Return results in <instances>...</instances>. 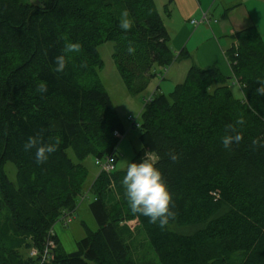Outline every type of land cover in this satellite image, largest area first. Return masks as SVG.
I'll return each instance as SVG.
<instances>
[{"label": "trees", "instance_id": "1", "mask_svg": "<svg viewBox=\"0 0 264 264\" xmlns=\"http://www.w3.org/2000/svg\"><path fill=\"white\" fill-rule=\"evenodd\" d=\"M162 9L168 13L167 4ZM125 10L133 20L128 32L119 26ZM230 38L224 52L231 77L191 64L180 82L153 94L139 112L140 148L130 163L152 154L167 181L176 215L161 228L131 213L121 184L127 169L98 172L86 183L82 164L87 156L113 151L115 164L124 133L98 76L97 46L113 43L111 59L131 94L173 60L154 1L0 0V264H136L139 239L156 264H264V148L251 147L253 138L264 139V96L254 94L257 78H264V43L254 26ZM68 42H79L82 50L69 54L64 72H55L54 58ZM228 79L240 86L239 98ZM40 81L47 92L36 91ZM241 113L243 140L225 149V125ZM38 133L45 143L62 138L43 164L35 149L23 147ZM6 161L14 182L3 170ZM84 193L92 195L88 209L97 228L84 227L66 253L48 230ZM133 220L131 230L125 222ZM48 238L52 247L44 253ZM30 249L36 253L29 255Z\"/></svg>", "mask_w": 264, "mask_h": 264}, {"label": "crops", "instance_id": "2", "mask_svg": "<svg viewBox=\"0 0 264 264\" xmlns=\"http://www.w3.org/2000/svg\"><path fill=\"white\" fill-rule=\"evenodd\" d=\"M153 1L157 11L158 5L161 9L160 16L168 33V44L173 53V60L165 68L162 76V80L165 81L163 86L166 89L180 82L191 64L198 67L213 66L222 75L231 77L224 51L232 43L230 38L232 33L254 26L264 39V0ZM164 4H167V14L162 10ZM202 13L207 16V22L202 21L197 24L190 22L198 20ZM180 51L186 54L180 56ZM161 71V68L155 69L156 74ZM231 80L234 82L233 79ZM160 85L161 83L158 82L156 85L153 84L154 90L148 97L156 93L165 94L160 91ZM53 234L57 238L54 232Z\"/></svg>", "mask_w": 264, "mask_h": 264}, {"label": "rangeland", "instance_id": "3", "mask_svg": "<svg viewBox=\"0 0 264 264\" xmlns=\"http://www.w3.org/2000/svg\"><path fill=\"white\" fill-rule=\"evenodd\" d=\"M26 1L31 3L35 2V0ZM157 8L158 13L162 15L159 5ZM263 40L264 39H262V41ZM112 46L113 43L111 41H105L97 46L98 54L102 60V66L98 69V76L114 107L117 116L124 125V133L116 145L117 160L114 164L115 170H124L127 169V166L130 163V159L133 154L140 148V143L138 140V124L140 121L139 110L143 104V101L152 94L154 90L152 85H156L157 82L161 83L160 91L164 92L165 94L168 93L173 86L167 89L163 86V84H165V81L162 80L161 76H163L164 74L163 71H161L159 75L149 78L146 86L139 93H128L111 59ZM227 84L232 92V95L236 98H239L241 96L239 86L231 79L227 80ZM127 116H131L134 119L136 123L135 126H131L130 121L126 119ZM67 152L69 156L72 157V153L69 149L67 150ZM146 155L154 159V156L152 154L147 153ZM82 164L87 169L86 183H88L93 178V176H95L98 170L93 164L92 156L85 157L82 160ZM3 170L7 178L11 182H14V167L9 161H6L4 163ZM91 200L92 195L88 193L85 195V197L82 198L81 201H77V206L72 212L71 220L66 225H62L60 221H55L53 223L51 228L56 234L59 246L63 252L68 253L75 249V242L82 238L85 234L84 227L90 230H95L97 228V224L88 209V203ZM125 224L131 230H133L136 223L133 220L127 221L125 222ZM139 240H141V246H139L138 252L134 254L135 263L156 264L157 261L155 254L148 246L147 242L144 243L143 239Z\"/></svg>", "mask_w": 264, "mask_h": 264}, {"label": "clouds", "instance_id": "4", "mask_svg": "<svg viewBox=\"0 0 264 264\" xmlns=\"http://www.w3.org/2000/svg\"><path fill=\"white\" fill-rule=\"evenodd\" d=\"M120 28L128 32L133 27V20L129 12L125 10L122 13ZM82 45L79 42H68L64 45L61 54L54 58V71L64 72L70 53H79ZM129 53H134L132 42H129ZM86 62H81V67H86ZM259 87L255 89L254 94L264 96V78H257ZM36 91L45 93L48 91L47 83L40 81L36 86ZM246 124V119L241 113L234 123L225 125V134L221 137L222 145L225 149H231L233 144H239L243 140L242 128ZM62 143L60 136L49 137V142L45 143L42 133L29 136L24 143V150L35 149V158L38 164L47 162L49 155L56 152ZM253 150L264 148V139L257 137L251 140ZM169 159L177 162L179 156L174 151L169 152ZM121 184L125 189L124 195L128 202V207L133 215L147 217L150 223L158 224L161 228L168 226L170 220L175 218V212L172 210L173 197L169 191V186L161 170L155 166V161L145 155L140 162H131L127 166Z\"/></svg>", "mask_w": 264, "mask_h": 264}, {"label": "built area", "instance_id": "5", "mask_svg": "<svg viewBox=\"0 0 264 264\" xmlns=\"http://www.w3.org/2000/svg\"><path fill=\"white\" fill-rule=\"evenodd\" d=\"M207 20H208V18L205 15V13H202L198 20H191L190 22L192 24H197L198 22H202V21L207 22ZM164 70H165V68L162 71H164ZM149 101H150V97H147L143 101V104L148 103ZM143 104H142V106H143ZM126 119L128 121H130L131 126H133V125L135 126L136 125L134 119L131 116H127ZM93 164L95 165V167L98 170L97 173L98 172H103V173H106V174L110 173L111 171L114 170V151L109 153V154L104 155L101 158H95L93 160ZM85 195H86V193L83 194V196L80 198L79 201H81L82 198L85 197ZM73 211H74V209H72V210H70V209L62 210L59 213V215H58V217H57V219L55 221H60L62 223V225H66L67 223L70 222L71 215H72ZM51 232H52V229L50 228L48 230V233L51 234ZM50 247H52V241L48 238L46 240V242H45V246H44V251L43 252L47 253L50 250ZM35 253H36V251L34 249H30L29 250V255H34Z\"/></svg>", "mask_w": 264, "mask_h": 264}]
</instances>
